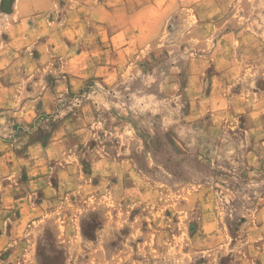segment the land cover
<instances>
[{"label":"rangeland","instance_id":"374dc122","mask_svg":"<svg viewBox=\"0 0 264 264\" xmlns=\"http://www.w3.org/2000/svg\"><path fill=\"white\" fill-rule=\"evenodd\" d=\"M14 1L0 0L2 26ZM78 1L93 3L51 0V37L15 57L0 37L1 65L19 72L8 81H32L51 100L66 55L61 6ZM122 1H105L109 19L87 26L122 33L116 49L125 44L129 59L117 72L69 91L62 79L40 104L48 115L29 123L18 105L7 110L21 144L62 137L70 167L50 173L29 251L37 264H264V0H149L144 13L145 0H133L132 25ZM71 42L66 53L77 51Z\"/></svg>","mask_w":264,"mask_h":264},{"label":"crops","instance_id":"0c3cea01","mask_svg":"<svg viewBox=\"0 0 264 264\" xmlns=\"http://www.w3.org/2000/svg\"><path fill=\"white\" fill-rule=\"evenodd\" d=\"M105 1L107 0L98 2L106 5L101 7L102 16L97 15L99 8L93 7L94 0L93 3L92 1H78L75 7L70 6L69 2L66 5L62 4L61 7L65 11L62 23L65 25V29L64 36L60 40L67 41L64 42L66 55L62 59V76L56 80L51 100L46 92L43 93V96L38 95L35 83L32 81L29 84L25 83L24 89H22L21 82L8 81L10 75H13L10 78L15 79L14 76L19 72L14 61L10 60L6 65H1L3 58L1 57L0 264H37L32 251H29L27 242L24 240L31 232L34 221L46 213V208L52 200L54 192L52 193L51 189L54 190V188L50 181V173L55 172L59 175L70 169L69 166L64 165L68 156L60 144L63 142L62 137L60 138L53 132L49 141L44 145L36 142L21 144L19 143L20 138L17 137L15 120L11 118L13 113L11 112L9 116L7 110H14L18 105V110L14 113L18 117L17 119L29 123L40 113L48 115L49 111H46L40 104H49L52 99H55V94L60 93L62 79L65 80L66 88L69 91L73 85H77L82 78L85 79L93 72H101L105 76L117 72L119 58L129 59L125 44L121 46L120 51L116 49L115 43L122 34L118 29L111 31L101 25L97 26L96 31L87 28V26L96 24V21L102 23L109 19L111 16L110 5ZM52 4L54 3H51V0H15L13 2L11 6L13 10L9 11L7 26H2L5 25V22H0L3 31L0 37L4 38L6 34L5 48H8L14 57L20 53L19 49L22 46L36 40L38 35L48 34L51 37L52 27L49 25H54L55 21L58 22L56 20L57 12ZM122 4L126 5H124L126 8L125 18H129V23L132 25L137 6L133 0H126L125 3L122 1ZM142 5V13H144V9L149 7V0L143 1ZM91 7L93 8L91 9ZM40 13L43 14L39 16ZM47 13L52 16L44 17ZM36 14L39 17H36ZM147 16V13L143 14L145 19ZM39 18L41 19L40 26L37 27ZM147 23L146 21L145 24ZM74 26H77V29ZM141 26H144V21ZM127 29L125 30L127 31ZM123 38L126 41L128 36ZM71 41L79 42L77 51L66 53V50H70L72 46ZM99 41L105 44L101 45ZM50 49L51 53L55 50L51 46ZM25 56L27 57V55ZM127 62L125 61V63ZM24 70H27L29 74L36 71L34 68ZM18 88L23 90L20 97L16 92ZM22 146L24 147L23 154L20 152ZM54 164H60L62 168Z\"/></svg>","mask_w":264,"mask_h":264}]
</instances>
